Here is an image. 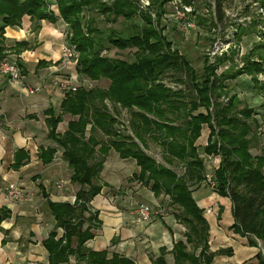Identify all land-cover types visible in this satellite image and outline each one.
<instances>
[{"label":"trees","instance_id":"obj_1","mask_svg":"<svg viewBox=\"0 0 264 264\" xmlns=\"http://www.w3.org/2000/svg\"><path fill=\"white\" fill-rule=\"evenodd\" d=\"M57 12L46 11L45 0H0V61L10 53L19 54L29 47L27 42L5 45V28L19 27L23 17L31 22L57 21L66 26L65 40L77 52L76 72L85 80H107L106 89L80 86L75 92L65 94L56 114L52 108L43 111L47 138L61 150V158L71 171L70 182L79 187L73 203L52 202L39 185L46 199L48 213L55 222L54 229L42 242L48 254V264H67L73 257L76 264H135L132 260L108 251H92L86 243L101 226L98 212L92 211L91 202L100 194L103 183L100 174L110 151L122 160H133L139 169L131 180L149 189L154 196L163 194L175 207V220L186 231L185 242L173 244V264H213L216 257L230 256V249L209 251V224L204 211L192 197L193 187L204 180V165L198 154L197 140L203 126L209 134L203 153L219 158L214 176L220 197L231 203L230 229L247 244L257 247L261 242L264 251V150L260 155L250 153L256 141L254 131L259 129L254 111L242 106L236 95L228 97V80L242 75L251 76L254 87L264 90L263 59H253L252 53L243 57L242 66L235 71L229 67L221 74L217 70L229 61L234 53L222 55L208 64L204 60L202 74L190 66L189 60L163 34L161 27L164 6L172 0H148L149 7L141 9L140 0H51ZM182 6L191 7L196 0H179ZM214 2L211 24L222 22V0ZM92 10L103 16L106 23L118 18L125 22L135 16L143 26L132 25L127 36L110 30L106 42L118 52L134 50L132 60H123L101 54L102 32L95 21L85 18L84 12ZM155 11V12H154ZM151 13L154 14L152 17ZM231 55V56H230ZM21 73L24 68L16 60ZM50 63L38 61L36 69ZM183 72L190 89L173 90L161 82L167 71ZM184 83V82H181ZM226 99V102L222 100ZM107 103L129 112L131 134L117 128V118L108 110ZM204 109V112L200 111ZM70 116L64 133H57L62 116ZM156 141L168 163H184V173L178 176L173 170L158 164L146 153V140ZM56 150L39 147L37 157L42 164H50ZM29 160L24 150H17L10 168L18 170ZM10 211L0 207V225L10 217ZM58 230L61 231L59 235ZM115 239L111 241L113 245ZM193 251L187 250V245ZM260 249V248H259ZM262 250L255 255L256 264H264ZM198 251V254H195ZM164 248L151 264H166ZM251 264V263H249Z\"/></svg>","mask_w":264,"mask_h":264},{"label":"crops","instance_id":"obj_2","mask_svg":"<svg viewBox=\"0 0 264 264\" xmlns=\"http://www.w3.org/2000/svg\"><path fill=\"white\" fill-rule=\"evenodd\" d=\"M222 11L226 13L223 8ZM65 30L66 26L60 21L54 24L47 21L37 23L31 22L27 16L23 17L19 27L5 28L6 47L21 41L27 42L29 47L19 54L8 55L15 61L20 60L23 65L24 73L18 67L19 81L13 82L0 74V207H5L11 213L0 225V264H48V254L42 242L54 229L55 222L47 211L46 199L39 185L44 188L50 201L58 203H72L79 189L70 182L71 171L61 158V150L47 138L43 115V111L49 107L57 114L63 99L62 93L49 89L48 82L60 69V48L66 43ZM217 30L220 31V28ZM38 61L50 65L36 69ZM38 85L42 87L38 93L29 94L26 91L27 87ZM70 119L67 115L62 117L57 133H64ZM39 147L56 150L50 164L44 165L38 159ZM17 150H24L29 160L14 171L10 165ZM137 169L135 162L129 159L114 158L111 164L109 156L105 160L100 174L104 186L91 202V209L98 212L101 226L95 231L94 238L86 243V247L96 252L106 250L116 253L135 264H151L160 255V249L164 248L167 252L164 256L166 264H173L170 252L174 243L183 241L184 231L173 215H162L161 211H156L148 224H135L133 205L143 190L135 184H129L120 196L110 194V191L117 193L123 189ZM9 183H16L23 188L27 198L25 202L10 204L5 200L4 191ZM59 184H62V188L57 187ZM197 189H193L192 196ZM193 199L198 207L203 205L201 199ZM208 209L211 212H207ZM212 210L215 211L213 207L206 208L203 215L210 228L209 251L232 249L231 256L220 260L216 257L213 264H256L254 257L259 247H251L246 238L226 231L220 220L218 224L211 222L215 220ZM227 225L231 226L232 221ZM58 232L60 235L61 231ZM113 239L116 242L112 245ZM239 239L246 240V243L239 242Z\"/></svg>","mask_w":264,"mask_h":264},{"label":"rangeland","instance_id":"obj_3","mask_svg":"<svg viewBox=\"0 0 264 264\" xmlns=\"http://www.w3.org/2000/svg\"><path fill=\"white\" fill-rule=\"evenodd\" d=\"M45 1L48 3L46 11H54L56 13L57 10L54 2H52L51 0ZM101 1L105 2V0ZM222 6V8L225 9L226 12L224 13V20L221 23L216 22L211 24L210 19L214 17V2L212 0H196L191 6L192 12L190 13V20L192 21L194 26L187 31L181 30L177 26L174 18L176 8L172 5V3H166V5L164 6L165 13L161 16V27L164 28L163 34L169 41L172 42L173 49L178 50L180 54L184 55L189 60L190 66L197 73V75L202 74L205 59H207L208 64L211 63L209 59V52L212 49L213 44L216 42L217 38H220V40H225L227 34H233V37L235 38H233L234 42L227 50L224 51V53H222V55H226L228 57V55L233 52V62L230 63L229 61H227L226 63L221 65L217 70V74H221L229 67L232 68V71L237 70L243 65V57L248 56L249 53H252L254 60H258L259 58H261L264 62V0H222ZM151 15L153 17L154 14L151 13ZM84 16L85 18L94 20L96 26L102 32V55L129 61L132 60L131 55L134 52L133 49L118 52L117 50L109 46V44L106 42V36L108 35V32L110 30H114L118 34L123 36L130 35L132 33L131 27L133 24L137 26L144 25L138 16H135L134 18L126 22L122 18H118L115 23H106L103 20V16H100L96 12V10H92L90 13L84 12ZM218 27L220 28V31L217 30ZM218 32L220 35H218ZM65 44L68 43L66 42ZM6 60L10 63H16L14 58L7 57ZM78 78V84L82 87H85L86 89L93 87L106 89L109 84V82L104 79L98 82H92L89 80H85L80 76ZM257 78L260 82L264 81V75H258ZM161 82L165 86L173 90H177L180 88L184 89L186 87H188V90L190 89L188 78H186V75L183 72H174L171 70H167L161 77ZM226 85L229 90L227 95L228 97L236 95L242 103L241 107L245 106L254 111L253 116L256 120H258L259 129L254 131V134L256 135V141L251 143L250 153L255 156L260 155L261 150H264V90L262 91L258 88L256 89L251 81V76L248 75H242L240 77H237L236 79L228 80L226 82ZM222 101L226 102V99ZM107 106L109 112L115 115L117 118V128L123 134H131V130L128 124L129 112L120 109L118 106H114L110 103H107ZM200 111L204 112V109L200 108ZM208 134L209 129L204 125L201 131V135L196 142L198 146L199 157L204 165V176L207 173L214 174L219 163V158L214 156H207L203 153V148L206 146ZM146 153L150 157H152L158 164L173 170L178 176L183 175L184 163L178 161H173L171 164L168 163L163 156L161 146L156 141L147 138ZM108 156L110 164L112 163V160L114 158H118L117 154L113 151H110ZM110 167H113V165H111ZM138 172L139 169H137V172L133 174H137ZM131 177L129 181H127V184L124 185L123 189H119L117 193L114 190L110 191V194H113L114 196H120L122 190H127L129 184H135L136 186H139L143 190V192H141V194L137 197L138 200L136 201V203H134L133 209L138 204H146L151 208L153 216L155 215L156 211H161L162 215H173L177 213L175 207L170 205L168 197L164 196L163 194L157 197L154 196L153 193L149 189L141 185V183L136 180H131ZM194 188L198 189L194 192L192 197L196 198V200L201 199L200 201L203 204L202 206H199V208L204 212L208 207H213V209H215L214 212L212 210V216H215L213 217V220L214 218L215 220H211V222H217L218 224V221L220 220L221 224L225 226L226 231H230V233L236 234L233 230L230 229V226L227 227V224L232 221L230 200L217 195L213 190L204 185L203 181L198 183V185L196 184V187L194 186L193 189ZM222 201L226 203L224 204V202ZM218 203H221V205H219ZM177 223L179 222L177 221ZM180 225L184 228L183 242H185L184 233L186 229L182 224ZM237 236L239 237L238 234ZM238 241L246 243V240L244 239H239ZM258 247L260 248L259 250H262L261 242L259 241H257V248ZM193 249L194 248L191 244L187 245V250L189 252H192ZM223 249H230L232 251L231 248ZM195 254L197 255L198 251H195ZM262 254V257L264 258L263 250ZM222 257L228 256H220L218 260H220ZM67 264H76L74 258L70 257Z\"/></svg>","mask_w":264,"mask_h":264},{"label":"built area","instance_id":"obj_4","mask_svg":"<svg viewBox=\"0 0 264 264\" xmlns=\"http://www.w3.org/2000/svg\"><path fill=\"white\" fill-rule=\"evenodd\" d=\"M170 3H172V5L176 8L174 18L177 26L181 30L186 31L193 28L194 25L190 20V13L192 12L191 7L182 6L179 0H172ZM138 4L141 9L149 7L148 0H140ZM233 38H235L233 37V34H227L225 40L217 38L209 52V59L211 63L215 60V58L222 56V53L230 47V45L234 42ZM77 56V52L73 46L69 44L62 46L59 60L60 69L58 73L48 82L50 90L58 91L64 96L65 94L75 92L80 87L78 84L79 75L76 72ZM0 74L7 76L13 82L20 80V71L17 64L10 63L6 59L0 61ZM41 88V85L36 87H27L26 91L29 94H35L38 93ZM203 183L211 190H214L217 185L214 174H205ZM57 187L62 188V184L57 185ZM4 198L10 204L23 203L27 200L26 192L16 183L7 184L4 191ZM74 200L75 197L73 198L72 203ZM207 212H211V210L208 209ZM152 216L153 212L146 204H138L133 209L135 224H148L151 221ZM19 264L27 263L21 262Z\"/></svg>","mask_w":264,"mask_h":264}]
</instances>
